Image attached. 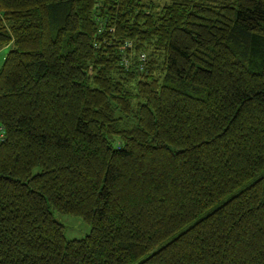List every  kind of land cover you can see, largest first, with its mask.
<instances>
[{
    "label": "trees",
    "instance_id": "trees-1",
    "mask_svg": "<svg viewBox=\"0 0 264 264\" xmlns=\"http://www.w3.org/2000/svg\"><path fill=\"white\" fill-rule=\"evenodd\" d=\"M10 44L0 264H264V0H0Z\"/></svg>",
    "mask_w": 264,
    "mask_h": 264
},
{
    "label": "rangeland",
    "instance_id": "rangeland-1",
    "mask_svg": "<svg viewBox=\"0 0 264 264\" xmlns=\"http://www.w3.org/2000/svg\"><path fill=\"white\" fill-rule=\"evenodd\" d=\"M11 47L12 46L10 44L4 47L1 51H5L6 55V53L9 52ZM52 216L56 222L60 223L63 226V234L67 241L82 239L90 233V225L84 222L79 216L65 215L58 213L55 210H52Z\"/></svg>",
    "mask_w": 264,
    "mask_h": 264
},
{
    "label": "built area",
    "instance_id": "built-area-1",
    "mask_svg": "<svg viewBox=\"0 0 264 264\" xmlns=\"http://www.w3.org/2000/svg\"><path fill=\"white\" fill-rule=\"evenodd\" d=\"M5 131L3 129V127L0 125V143L3 142L5 140Z\"/></svg>",
    "mask_w": 264,
    "mask_h": 264
},
{
    "label": "crops",
    "instance_id": "crops-1",
    "mask_svg": "<svg viewBox=\"0 0 264 264\" xmlns=\"http://www.w3.org/2000/svg\"><path fill=\"white\" fill-rule=\"evenodd\" d=\"M3 49V48H2ZM1 49V50H2ZM0 50V54H2V55H0L1 56V58H0V68H1V66H2V64H3V61H4V59H5V51H1ZM7 54V53H6Z\"/></svg>",
    "mask_w": 264,
    "mask_h": 264
}]
</instances>
